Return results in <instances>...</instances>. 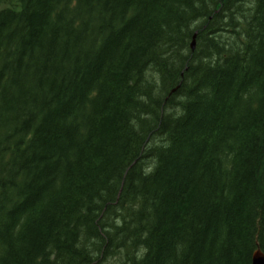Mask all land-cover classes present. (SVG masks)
I'll return each instance as SVG.
<instances>
[{"label": "trees", "instance_id": "16d2710c", "mask_svg": "<svg viewBox=\"0 0 264 264\" xmlns=\"http://www.w3.org/2000/svg\"><path fill=\"white\" fill-rule=\"evenodd\" d=\"M258 249L264 0H0V264Z\"/></svg>", "mask_w": 264, "mask_h": 264}, {"label": "water", "instance_id": "95a60500", "mask_svg": "<svg viewBox=\"0 0 264 264\" xmlns=\"http://www.w3.org/2000/svg\"><path fill=\"white\" fill-rule=\"evenodd\" d=\"M253 260L255 261L254 264H264V254L261 251H257Z\"/></svg>", "mask_w": 264, "mask_h": 264}, {"label": "bare ground", "instance_id": "6f19581e", "mask_svg": "<svg viewBox=\"0 0 264 264\" xmlns=\"http://www.w3.org/2000/svg\"><path fill=\"white\" fill-rule=\"evenodd\" d=\"M217 12V11H216ZM195 35H197V32L195 33ZM193 50V49H192ZM183 74V73H182ZM176 89H174V91H175ZM173 92V91H172ZM156 116V115H155ZM257 251H260L259 249L258 250H256L255 251V253L253 254V257H254V255L257 253ZM137 255H138V253H137ZM253 257H252V264H254V260H253ZM139 258V257H138Z\"/></svg>", "mask_w": 264, "mask_h": 264}, {"label": "rangeland", "instance_id": "374dc122", "mask_svg": "<svg viewBox=\"0 0 264 264\" xmlns=\"http://www.w3.org/2000/svg\"><path fill=\"white\" fill-rule=\"evenodd\" d=\"M23 86H25V85H23ZM112 261L115 262L116 260L112 259ZM110 262H111V261H110Z\"/></svg>", "mask_w": 264, "mask_h": 264}]
</instances>
